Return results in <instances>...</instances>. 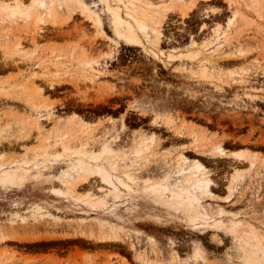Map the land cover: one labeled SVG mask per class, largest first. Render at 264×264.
<instances>
[{
  "label": "rangeland",
  "instance_id": "rangeland-1",
  "mask_svg": "<svg viewBox=\"0 0 264 264\" xmlns=\"http://www.w3.org/2000/svg\"><path fill=\"white\" fill-rule=\"evenodd\" d=\"M87 1L0 0V264H264V0Z\"/></svg>",
  "mask_w": 264,
  "mask_h": 264
},
{
  "label": "bare ground",
  "instance_id": "bare-ground-1",
  "mask_svg": "<svg viewBox=\"0 0 264 264\" xmlns=\"http://www.w3.org/2000/svg\"><path fill=\"white\" fill-rule=\"evenodd\" d=\"M77 2H79L78 4L80 5V3L81 4H83L85 7H86V4H84L83 2H81V0H76ZM77 2H76V4H77ZM80 6H82V5H80ZM83 6V7H84ZM15 9V8H14ZM81 9V8H80ZM83 9V8H82ZM86 9H87V7H86ZM85 9V10H86ZM13 10V9H12ZM84 10V11H85ZM14 11V10H13ZM82 11V10H81ZM83 11V12H84ZM20 12V11H19ZM15 13V12H14ZM18 13V12H17ZM88 13H89V11H88ZM85 14V13H84ZM86 14H87V12H86ZM85 14V16L87 17V19H88V15H86ZM92 17H94V25H93V27H95V29H97L96 31H98L97 33L100 35H103V36H106V33L104 32V30H103V28H102V23H101V21H100V19L98 18V16L97 15H91ZM116 20H117V22H118V25L120 26V28H121V30H117V32H118V34L120 35V36H122V37H125V38H128V39H131L132 41H137V39H136V34H135V32H133L132 30H131V28H127V30H123L122 29V27H121V25L120 24H123V19L117 14L116 16ZM91 17H89V20H91L90 19ZM137 20V19H136ZM91 23H93L92 21H90ZM141 24V25H140ZM140 24H138L137 23V25H140V26H142V23H140ZM139 26V27H140ZM97 27V28H96ZM100 35V36H101ZM222 149V148H221ZM220 149V150H221ZM222 151H223V149H222ZM199 163V162H198ZM199 166V165H198ZM204 179V178H203ZM208 178H206V180H207ZM209 180V179H208ZM202 183L204 182V181H201ZM207 184H209V182H207L206 181V186H207ZM103 238V237H102ZM105 238V237H104Z\"/></svg>",
  "mask_w": 264,
  "mask_h": 264
},
{
  "label": "trees",
  "instance_id": "trees-1",
  "mask_svg": "<svg viewBox=\"0 0 264 264\" xmlns=\"http://www.w3.org/2000/svg\"><path fill=\"white\" fill-rule=\"evenodd\" d=\"M87 4H89V2L87 1V0H84ZM105 31L107 32V30L105 29ZM123 59H124V57H123V55L121 56Z\"/></svg>",
  "mask_w": 264,
  "mask_h": 264
}]
</instances>
